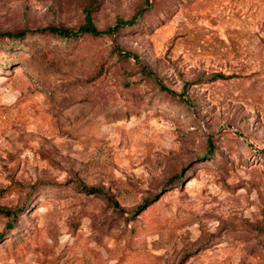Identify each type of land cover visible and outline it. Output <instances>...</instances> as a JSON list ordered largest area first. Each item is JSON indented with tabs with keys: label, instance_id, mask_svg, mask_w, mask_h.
Listing matches in <instances>:
<instances>
[{
	"label": "rangeland",
	"instance_id": "374dc122",
	"mask_svg": "<svg viewBox=\"0 0 264 264\" xmlns=\"http://www.w3.org/2000/svg\"><path fill=\"white\" fill-rule=\"evenodd\" d=\"M86 8L134 21L42 29ZM0 33V264H264V0H0Z\"/></svg>",
	"mask_w": 264,
	"mask_h": 264
},
{
	"label": "trees",
	"instance_id": "16d2710c",
	"mask_svg": "<svg viewBox=\"0 0 264 264\" xmlns=\"http://www.w3.org/2000/svg\"><path fill=\"white\" fill-rule=\"evenodd\" d=\"M133 21H134V16H132L129 19L117 18L113 25L106 26L105 28L99 29L91 21L89 13H88V9L86 8L85 12H84L83 22L80 23L79 25H77L76 27L70 28V27H61V26H55V25H46L42 29H46L50 32H54V33H56L62 37L77 36V35H80L83 33L99 35V34L112 32L114 29L118 28L119 26L132 24ZM22 32H23L22 30L15 31L13 33L6 31L4 34L8 35V36H20L22 34ZM215 75L221 76L222 74L217 73ZM210 149H211V147L209 145L208 150H210ZM85 189L90 191V192H93V191L98 192L99 191L98 188L91 187V186L87 187ZM0 211L4 212L5 214H15V212H16L15 210H11L8 208H0ZM6 225L8 227H10L12 224H10V222H7Z\"/></svg>",
	"mask_w": 264,
	"mask_h": 264
}]
</instances>
